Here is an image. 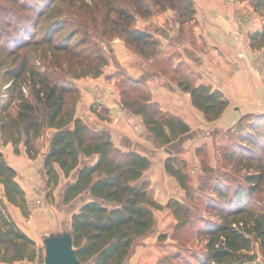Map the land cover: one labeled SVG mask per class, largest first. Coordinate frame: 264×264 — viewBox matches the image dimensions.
I'll use <instances>...</instances> for the list:
<instances>
[{
	"label": "trees",
	"instance_id": "1",
	"mask_svg": "<svg viewBox=\"0 0 264 264\" xmlns=\"http://www.w3.org/2000/svg\"><path fill=\"white\" fill-rule=\"evenodd\" d=\"M5 1L12 7L9 4V8L0 5V24L12 27V33L5 36V43L14 46L11 49L14 51L10 53L14 54L22 42L29 40L31 29L39 23L37 17L47 16L46 10L38 9L47 0H33L31 3L27 0ZM131 1L134 10L127 12L117 7L118 0H110V9H107L103 23H110L117 36H125L127 45L136 43V50L143 56L154 55L158 44L150 34L131 26L133 14L147 17L153 10L181 8L178 13L180 24L190 21L194 15L192 0ZM248 1L255 9L264 10V0ZM146 2H150L152 7ZM114 11H117L121 21L110 19L109 14ZM59 24L58 20L49 23L41 39L35 41L44 45L43 49L51 57H58V62L61 56L70 54L72 48L69 39L57 40ZM253 35V40L257 36L264 38V29ZM147 47H150L149 53L144 52ZM95 55L97 57L93 60L90 57L79 59L81 63L85 62L84 69L73 77L99 76L106 60L97 52ZM55 68L59 70L50 71L48 66L37 68L26 55H22L14 66L5 69V94L8 103L16 104V112L5 113L2 117L0 132L3 144L11 143L18 152L17 146L22 143L27 155L34 158L38 153V138L45 129L53 128L43 161L49 188L47 198L59 182L57 167L65 177H71L72 172L77 170L76 177L64 191L63 202H69L83 193L89 196L71 216L70 231L77 258L82 264H125L134 242L150 232L154 225L151 209L157 205L148 195V184L143 180L150 160L137 151L120 149L109 139L107 132L91 130L81 119L75 118L77 87L71 80L73 77L68 76L69 71L58 65ZM177 84L182 91L190 94L192 105L203 113L207 121L217 119L227 105L223 95L209 86L192 85L181 77ZM147 100L148 96L132 94L124 99L123 105L142 116L147 130L160 145H167L189 131V126L180 118L162 112L156 103ZM262 120L264 114L243 115L237 120L233 131L238 135L239 143L231 144L229 159H234L238 152L242 155L246 151L256 152V132ZM93 155H97L94 163L82 164L83 158ZM253 160L246 159L244 163L252 166L255 164ZM163 167L181 188L189 192L187 174L175 156L167 157ZM255 167L256 173L249 174L247 179L258 183L264 178V166L256 164ZM0 184L5 197V200L0 197V262H34L40 256L41 248H37L33 239L19 228L7 211L6 202L17 206L26 215L28 204L24 190L16 180L15 170L6 162L1 151ZM213 190L222 194L219 184ZM249 190L246 193L234 192L224 206L216 205L219 221L203 228L204 247L190 254L196 264H248L255 257L250 253L252 243L257 242L264 248V211H255L250 207L252 188L249 187Z\"/></svg>",
	"mask_w": 264,
	"mask_h": 264
},
{
	"label": "rangeland",
	"instance_id": "2",
	"mask_svg": "<svg viewBox=\"0 0 264 264\" xmlns=\"http://www.w3.org/2000/svg\"><path fill=\"white\" fill-rule=\"evenodd\" d=\"M27 1L33 2V0ZM109 2L110 0H47L46 3L40 4L38 7L41 11L46 10L47 16L37 17L39 23L31 29L29 40L22 42L20 48L17 49L18 51L16 50L17 53L14 54H10L14 51L11 50L14 46L5 43V36L12 33V27L5 26V23L0 24V123L5 113L13 114L16 112V104L8 103L9 99L5 94L7 83L4 80L3 72L5 69L14 66L22 55H26L37 68L42 69L48 66L51 71L55 70V66L58 65L64 71H69L68 76L73 77L81 74L82 69H84L85 62L81 63L79 59L90 57L93 60L97 57L95 55L97 52L106 60L103 71H107L117 79L116 85L122 97L121 103L132 94L143 97L150 95L147 88L143 89L139 85L143 80L153 78L156 74H148V71H160L171 77L172 81L178 78L177 69L172 67L173 63L169 61L170 58L167 56L169 52L165 49L155 51L154 55L143 56L136 50V43L133 42L132 46L127 45L125 36H117V31L111 30L110 23L104 25L103 20L107 14V9H110ZM146 3L150 4V8L152 7L150 2ZM8 4L12 7L5 0L0 2L1 6L8 7ZM117 7L127 12L134 10L131 0H118ZM180 10L181 8H168L164 11L153 10L147 17L133 14L131 26L139 31L147 32L151 39L158 44L162 38L159 22L163 18L162 25L165 30L170 32L175 27L174 23H178L181 27L184 23L180 24L178 21ZM109 17L110 19L114 18L115 21L122 20L118 18L117 11L111 12ZM54 20H58L60 23L57 40L69 39V44L72 47L71 53L61 56L59 62L58 57H51L49 52H45L44 45L35 43L41 39L47 25ZM12 23L14 24V22ZM177 33L181 35V28L176 29V35H178ZM120 41L129 51L128 53H131V62L138 69L142 66L139 77H128L126 70L122 69L119 59L125 55L118 51L115 46ZM149 48H145L144 52L149 53ZM135 56L141 60L140 65L139 60L134 59ZM66 61L68 62L66 63ZM178 71L181 75L186 72L181 67ZM77 79L79 78L73 77L71 79L75 88ZM25 90L27 92V88ZM160 110L163 112L162 109ZM187 114L192 122V126H189V132L193 133H190L183 142L178 143L177 138L167 145H160L157 141L154 142L152 136L147 133L141 138L145 146L144 152L146 156L149 155L151 158L152 175L155 176V179H151L148 171L143 176V180L147 182L148 195L155 201L157 207L151 209L154 218L152 229L134 242L125 264H135V262L141 264H196L190 254L203 249L206 241L202 233L203 228L210 223L219 221L218 211L215 209L217 208L216 205L224 206L225 201L234 192L246 193L250 191L249 187H251L250 207L255 211H264V178L258 183L247 179L249 174L256 173V164L264 166V120L259 122V128L256 132L258 134L256 152L248 153L246 151L245 155L238 152L233 157L234 159H229L228 153H230L231 144L239 141L233 127L224 128L214 122L203 128L201 113L192 108ZM45 131L46 129L36 142L38 152L43 149L47 142L48 134ZM3 146L5 144H3V137L0 132V148ZM165 148H168V151ZM169 156H175L187 174L189 192L181 188L176 179L163 170L162 163ZM239 158L242 159V162ZM246 159H254L255 164L250 166L248 162L244 163ZM216 184H219L222 194L215 193L213 190ZM1 189L0 184V195L3 197ZM36 189V192L40 191L38 193L40 197L36 198L35 205L47 208L49 204L45 201V196L48 191L46 188L37 187ZM47 201L53 204L55 199L53 198L52 201L47 199ZM27 215L28 211L26 216H23L27 217ZM26 221L23 219L21 223L25 225ZM44 222L48 223V219L44 218ZM44 229L45 232L41 233L38 241L33 240L37 248H41L38 259L34 262H15L13 264H44L42 238L52 232L50 230L53 227L47 226ZM56 229L61 232L63 230L70 231L64 222L57 224ZM250 253H253L255 257L248 264H264V248H261L257 242L252 243ZM0 264L7 263L0 262Z\"/></svg>",
	"mask_w": 264,
	"mask_h": 264
},
{
	"label": "crops",
	"instance_id": "3",
	"mask_svg": "<svg viewBox=\"0 0 264 264\" xmlns=\"http://www.w3.org/2000/svg\"><path fill=\"white\" fill-rule=\"evenodd\" d=\"M192 1L194 15L181 27L174 23L175 27L170 32L163 27V18L159 22L162 38L158 42V50L165 49L169 52L167 56L173 63L172 67L177 69L178 78L172 81L171 77L160 71H148V74H156L153 78L139 83L143 89L147 88L150 92L147 102L156 103L163 112L180 118L188 126H192V122L187 113L193 108L202 114L203 128L214 122L221 127L231 128L243 115L264 114V38H252L255 32L261 33L264 29V10L255 9L248 0ZM178 28H181V35H176ZM115 46L125 55L119 59V63L122 69L126 70V75L139 77L142 66L138 69L131 62L132 55L121 41ZM134 59L139 60L140 65L141 60L136 56ZM179 67L184 68L186 72L181 75ZM180 77L192 85L209 86L211 90H217L223 95L227 105L217 119L207 121L203 113L192 105L190 94L178 87ZM116 80V77L107 71L96 77L77 79L78 100L74 116L86 123L91 130L107 132L109 139L120 149L134 150L146 156L141 138L146 133L152 135L147 130L142 116L133 113L121 103L122 97ZM53 131V128L46 129L47 142L35 158L27 155L22 143L17 146L18 152H15L11 143L0 148L6 162L15 170L17 182L24 190L28 215L24 217L26 215L23 216L17 206L8 202L7 210L19 228L35 241H38L47 226L53 227L50 233H60L56 225L64 222L71 230L72 214L89 199L88 194L83 193L69 202H63L64 191L76 177L77 170L72 172L71 177H65L56 166L59 182L53 188L50 198L45 196L49 206L41 208L35 205L36 198L40 197V191L36 192V188H46L49 191L43 161ZM152 139L155 142L153 137ZM146 157L151 160L149 155ZM96 159L97 155L83 158L82 164H92ZM151 168L150 161L143 176L149 171L151 179H155ZM1 188L3 197H0L5 200L2 185ZM53 198V204L47 201H52ZM44 218L48 219V223L44 222ZM23 219L27 220L25 225L21 223Z\"/></svg>",
	"mask_w": 264,
	"mask_h": 264
},
{
	"label": "water",
	"instance_id": "4",
	"mask_svg": "<svg viewBox=\"0 0 264 264\" xmlns=\"http://www.w3.org/2000/svg\"><path fill=\"white\" fill-rule=\"evenodd\" d=\"M190 134L179 137L177 142L183 141ZM168 151V148H165ZM44 264H82L75 254L71 231L50 233L43 238Z\"/></svg>",
	"mask_w": 264,
	"mask_h": 264
}]
</instances>
